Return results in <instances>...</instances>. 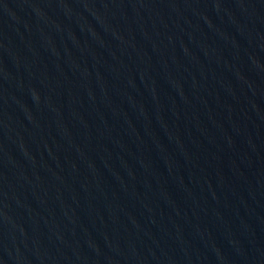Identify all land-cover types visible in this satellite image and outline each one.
<instances>
[{"label": "water", "instance_id": "95a60500", "mask_svg": "<svg viewBox=\"0 0 264 264\" xmlns=\"http://www.w3.org/2000/svg\"><path fill=\"white\" fill-rule=\"evenodd\" d=\"M0 264H264V0H0Z\"/></svg>", "mask_w": 264, "mask_h": 264}]
</instances>
